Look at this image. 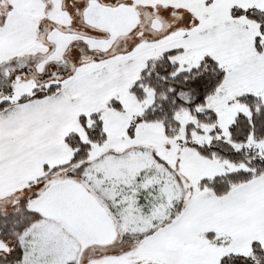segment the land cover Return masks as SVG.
Returning <instances> with one entry per match:
<instances>
[{
    "label": "snow or ice",
    "instance_id": "obj_1",
    "mask_svg": "<svg viewBox=\"0 0 264 264\" xmlns=\"http://www.w3.org/2000/svg\"><path fill=\"white\" fill-rule=\"evenodd\" d=\"M0 264H264V0H0Z\"/></svg>",
    "mask_w": 264,
    "mask_h": 264
}]
</instances>
